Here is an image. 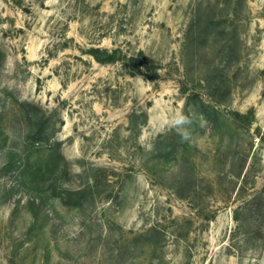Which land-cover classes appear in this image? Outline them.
Listing matches in <instances>:
<instances>
[{"label":"rangeland","instance_id":"obj_1","mask_svg":"<svg viewBox=\"0 0 264 264\" xmlns=\"http://www.w3.org/2000/svg\"><path fill=\"white\" fill-rule=\"evenodd\" d=\"M0 264H264V0H0Z\"/></svg>","mask_w":264,"mask_h":264},{"label":"clouds","instance_id":"obj_2","mask_svg":"<svg viewBox=\"0 0 264 264\" xmlns=\"http://www.w3.org/2000/svg\"><path fill=\"white\" fill-rule=\"evenodd\" d=\"M193 120L191 116L186 115L182 110L174 112L163 122V129L175 130L181 137V141L191 138V126Z\"/></svg>","mask_w":264,"mask_h":264}]
</instances>
